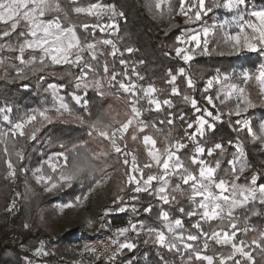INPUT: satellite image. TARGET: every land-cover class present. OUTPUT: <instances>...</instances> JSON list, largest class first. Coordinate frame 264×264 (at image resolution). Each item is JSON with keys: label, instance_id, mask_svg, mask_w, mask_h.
<instances>
[{"label": "trees", "instance_id": "1", "mask_svg": "<svg viewBox=\"0 0 264 264\" xmlns=\"http://www.w3.org/2000/svg\"><path fill=\"white\" fill-rule=\"evenodd\" d=\"M193 0H191L192 2ZM97 0H79L78 4L95 3ZM104 4H112L116 6L118 11L124 13L123 17H118V30L115 34H105L99 30L90 28L87 32L84 31L80 25L87 23L89 25L97 23L95 17L87 14H76L72 12L65 24L76 25V30L81 38L82 43H96L105 39L112 40L119 49L116 56L111 55V45L97 44L96 53L98 61H90L94 66L98 67L102 74V65L106 62L109 66L110 72L115 71L120 73L117 76V81L130 78L132 82L141 84H152L157 89L156 95L158 99H170L175 105L173 108L164 106L160 111L149 110V105L146 101L141 100L140 106L143 111V119L150 125L156 124V128L149 127L145 133H141L140 139L133 141L131 139V131L126 134L127 151L137 157L138 162L143 163L149 161L147 156V149L143 144L142 137L144 134L153 136L157 141V148H163L165 145L164 136L170 133L173 140L181 139L187 145L186 149L181 150V158L185 161L193 155L195 150V143L190 141L185 132L195 134L198 125L195 123V118L201 113H197L190 103L183 100L185 94L194 96L197 101V107L208 108L213 112V115L220 114L219 121H213L211 117L205 116L209 123H214L215 128H206L202 137H196L200 144L205 148H211L216 143H221L224 146L225 152L220 153L216 150L213 156L205 155L203 158L210 164H215L216 160L221 161V171L219 175H223L224 171L228 169L227 160L233 158V153L236 151L235 145L242 143L246 158L250 167L246 169L242 182L245 179H250L249 174L261 173L264 174V142L253 140L249 136L246 129L236 123L237 120H249L254 131H259V126L264 119V99L259 87L255 84H250L247 91L253 103V107L240 115L235 114V102L230 100L221 104L219 100L214 99L216 107L213 108L207 104L204 99L205 95H213L217 92L216 85L204 93V88L207 87V81L217 75V69L220 73H229L236 77L239 67L241 71L254 72L263 61V57L258 52L251 54L247 52L236 53L230 49L223 48L221 39V31L216 29L215 36H210L209 40V54H198L188 64L185 63L180 56L176 55L175 48L181 47L177 44L176 38L182 34L184 30L195 29L199 30L204 26L215 25L217 18L221 19L227 15L221 9H215L213 12L204 16L201 21L194 23H186V18L178 14V0H171L175 11L169 13L167 7L162 5L163 15L158 13L154 5L156 0H100ZM65 9L69 6V0H62ZM264 5V0H249V7ZM99 23H102L100 20ZM3 28V25H0ZM24 38H18L15 33L11 37H6L0 40V107H11L12 112L8 113L10 120L15 122L17 119L23 118L30 109L43 110L45 105L49 106L52 99L49 96L47 87L51 84H56L61 88V92L71 97L69 94L76 91L77 95L82 97L80 104L76 102L71 103V116L65 119L53 118L52 123L41 121L38 117L34 125L26 126V132L30 135L33 128H39L40 131L36 133L35 140L24 138L16 139L15 150L12 147V139H8V148L11 153L10 159L16 168V176L12 178H5L8 174L7 165L5 163V155L3 152L4 144L0 143V264H40L32 252L37 248L39 243L43 240L47 232H53L57 229L54 221V216L50 210L49 204L44 200L43 189L38 188L33 183L29 182L27 174L42 167L46 175L53 176V180L57 179L55 173H52L48 165H44L43 161L50 155H55L57 152H66L73 154L75 151L82 155H91L92 153L109 151L110 147L107 141L98 137L95 132L90 136L92 131L91 125L97 120L104 123H112L115 125L117 121H124L128 112L129 96L119 89L118 83L116 87L107 86V78L104 79L105 88L104 95L98 94L97 90L91 87L94 77L89 74L88 82L89 88L87 95H84V90H76L74 77L79 74V70L75 66L69 65H50L44 69L43 72L37 71L33 73L30 68H24V79L17 75V69L24 67L20 64L17 56L18 51H10L8 46L13 48L18 47L23 43ZM132 48L131 53L127 52V48ZM214 49V51H213ZM30 51L24 54L25 60L30 59ZM90 60V57H85ZM126 61V65L120 64V60ZM185 68L186 76L178 74L179 68ZM177 75L176 84L179 86L180 95L171 94V85L168 83L170 79L168 72ZM127 71L128 77L123 74ZM135 73L139 74V79ZM190 75L196 84V89L187 88L186 77ZM43 77V79H41ZM27 85V87H25ZM87 102L86 104L84 102ZM231 111V114L229 112ZM172 113V116H169ZM184 114L185 119L181 121L179 116ZM53 114V113H52ZM4 113H0V123L2 126ZM54 115V114H53ZM172 118L174 123L167 124V120ZM164 121V123H160ZM193 123V128H187L188 123ZM153 129V130H152ZM156 129H160L157 131ZM1 130L0 131H6ZM229 141L232 144H229ZM63 145L64 147H61ZM23 150L24 159L19 161L15 155V151ZM122 157H117L115 153H111L110 157L105 160H93L92 163L96 166V170L91 174H84L79 179L73 181L72 186L62 192L64 194L62 201L64 203L74 202L78 198H83L89 192L90 188H94V180L100 179L107 173H112L108 182L106 191L110 197L107 208L116 213V217L122 221L134 219L137 220L138 228L141 221L144 222V229L147 227H156L163 229V222L158 218L161 211H168L170 217L181 218L184 220V228L195 233V229L191 227L196 222L198 217L189 219L187 216L181 214L179 207L189 208L186 198L179 193L176 194L179 203L163 204L162 201L151 194L150 192L134 193L132 186H126L121 192L120 188L125 180L124 172L126 167L120 163ZM131 160V156L129 157ZM193 168L195 166H192ZM23 169V171H22ZM145 174L149 172L155 173L156 167L145 169ZM179 182V181H176ZM155 186V182H154ZM187 188V186H185ZM16 193H20L19 196ZM123 197V203L115 201L116 195ZM137 196L138 199H132ZM55 198L54 200H57ZM15 201V207L11 212L8 211L10 205ZM152 205V212H144V208ZM125 208V211L118 213L119 208ZM253 213H259L258 215ZM139 215V217H137ZM236 216L240 218V227L243 228L244 218L247 217V225L250 229L247 235L241 232L240 240L251 242L252 239H258L261 232H264V209L259 208L254 203L249 205L244 211L237 210ZM220 222H211V225L204 224L206 231L211 228L218 227ZM28 224L30 229L21 235L19 242H13V228H24ZM249 224L252 225L249 226ZM86 235H82L85 237ZM80 237V231L77 228L66 227L58 241V249L64 252L63 246L69 240ZM154 236L138 235L133 238V243L136 244V249L132 252L126 250L125 257H131L140 249H143L141 260L138 264H186L188 253L181 249L179 253L176 251H169L165 247H161L154 243ZM239 241V240H237ZM213 250L217 254L223 253L227 255L230 251L229 247H221L214 243L210 246L207 254H213ZM256 264H264V254L258 249L253 251ZM239 258V257H237ZM192 264H201L199 261L193 260ZM206 264V262H204ZM216 264H219V255L216 258ZM227 264H232L227 261ZM242 264L245 262L242 260Z\"/></svg>", "mask_w": 264, "mask_h": 264}, {"label": "snow or ice", "instance_id": "2", "mask_svg": "<svg viewBox=\"0 0 264 264\" xmlns=\"http://www.w3.org/2000/svg\"><path fill=\"white\" fill-rule=\"evenodd\" d=\"M78 3L79 0H69V6L65 9L62 0H0V25H3V28H0V39L11 37L13 33L18 38H24L23 43H20L18 47L8 46L10 51H18L19 53L17 59L24 66L17 69V75L21 79L25 78L23 75L24 68H30L35 73L37 71L43 72L50 65H69L75 66L79 70V74L74 77V87L76 90L83 89L84 95H87L89 88V74H92L94 77H99L91 83V87L96 89L99 95H104V79L107 78L108 87H116L118 83L119 89L129 96L128 105L130 110L125 113L127 118L124 121H117L115 122L116 126H114L112 123L97 120L91 125L92 131L89 132V135L91 136L95 132L98 137L107 141L111 152L101 150L92 153L90 156L82 155L75 151V146L71 157L66 152H57L48 161V166L52 173L56 174L57 179L53 180V176L41 174L36 175V182L38 184L43 183L45 190L48 192L62 186L71 187L73 181L96 170V166L92 163L93 160H100L101 158L107 160L111 153H115L117 157H122L120 163L126 167L124 186L120 188L121 192L129 185L132 186L131 190L134 193H147L151 190V194H154L163 204L179 203L176 197V194L179 193L186 198L189 208L179 207L178 211L189 219L198 217L196 222L191 225L196 230L193 233L184 228L183 219L172 218L168 211H161L158 218L163 222V229L151 226L146 229L149 236H154V243L177 253L181 249L185 250L188 253L186 264H192L193 260L199 261L201 264H204V262L206 264H216L217 255H219V264H227V261H231L232 264H242V260L245 264H256L253 251L258 249L264 254V232L260 233L258 239L254 238L251 242H246L243 239L237 241L238 233L243 232L247 235L252 229L247 225V217L244 218L245 226L240 227V218L236 216V212L237 210L244 211L249 205L257 201L264 207V174H249L250 179L246 178L242 182L241 178L250 165L247 162L243 144L237 143L233 158L226 161L229 166L228 169L224 171L223 175H219L222 170L221 161L216 160L213 165L203 157L205 155L208 157L213 156L216 150H220V153L223 154L225 152L224 146L221 143H216L211 148H205L196 139L195 134L187 132H185L187 138L196 145L193 155L187 161L182 159L180 155L181 150L187 148V145L181 139L173 140L170 133L165 134L164 147L157 148L156 139L151 135L144 134L142 140L147 148L149 161L141 165L137 157L127 151L126 142V134L129 133L130 129H132L131 139L136 141L140 139L139 134L145 133L149 127L156 128L155 123L150 125L143 119L144 109L140 106L141 99L147 100L149 110H151L152 105H155L157 111L162 110L164 106L173 108L175 105L170 99L161 100L156 98L154 94L157 89L152 84L144 87L133 83L130 78L127 79V82L124 80L117 81V76L120 73L110 72L106 62L102 65L101 74L99 68L90 62L99 59L96 54L97 44L111 45V55L113 57L116 56L119 49L109 39L97 41L96 43H82L80 36L77 35L76 25H66L65 21L69 19L72 12L87 14L95 17L97 23L80 25L85 32L90 28L93 32L96 29L100 32H106L109 29L116 31L118 30L116 18L123 17L124 13L117 11L115 5L104 4L100 0L89 4L87 7L77 6ZM162 5L167 7L169 13L175 11L171 0H156L154 7L161 15H163ZM178 9V14L186 18V23L201 21L204 16L215 9H226L229 13L234 14L231 21L225 20L223 23L211 27L204 26L200 31L195 29L184 30L176 38V41L177 44L187 45L188 47H176L175 52L177 56L182 57L185 63L193 60L196 54H209V37L215 36L217 28L221 31L222 42L228 45L232 51L239 53L242 49H246L249 52H264V8L259 10L250 9L249 0H195L194 3L191 0H178ZM106 16L109 22L106 24L99 23ZM229 26H234L238 30L235 33L228 31ZM197 49L200 50L199 53H197ZM26 51L32 53L30 59L27 60L24 57ZM126 51L131 53L133 49L129 47ZM85 53L88 54L90 60L85 59ZM120 64L126 65V61L121 59ZM135 74L139 79H143V77H139L138 73ZM178 74L186 76L185 68H179ZM123 75L127 78V71ZM168 75L170 77L168 83L172 86L171 94L180 95L179 86L176 84L177 75L173 74L171 69H169ZM240 78L241 84L244 86L233 82L232 74H221L220 70L217 69V75L207 81V87L203 91L208 93L214 84L220 87L215 98L211 95L204 96L207 104L215 108L214 99L224 104L235 96L236 115H240L253 107L246 86L255 84L264 93V65H261L254 72L246 70L241 72ZM186 85L189 89H196V84L190 75L186 77ZM48 87L51 89L55 112L60 115L64 112H70L71 109L65 97L58 94V87L56 85H49ZM69 95L77 104L81 103L82 97L77 95L76 91ZM183 100L190 103L197 113H201L195 118V123L198 125L197 133L200 136H203L206 126L211 129L215 128V124L209 123L205 116L211 117L213 121H219L221 119L220 114L213 115V112L209 111L208 108L197 107L198 101L194 96L185 94ZM11 112V107H0V113H4V121L11 125L6 131H0V143L4 144L3 152L8 169L5 178L14 180L16 168L10 159L8 139H12V147L15 150L16 139L26 136L31 140L37 138L36 133L40 129L34 127L29 135L25 130L26 126L34 125L38 117L41 121L50 124L53 122V117L48 114V109H30L23 118L12 122L8 115ZM229 114H231V111ZM169 116L171 117L172 113H169ZM179 119L181 121L185 119L183 113L179 116ZM166 122L172 125L174 120L169 118ZM160 123H164V121H160ZM236 123L246 129L253 140L264 142V123L260 124L258 132L253 130L251 122L247 119L237 120ZM187 128H193V123H188ZM156 130L160 131V129ZM229 144H232V142L229 141ZM61 147L64 146L61 145ZM15 155L19 161H23L24 153L22 149L15 151ZM130 156L131 160H129ZM153 167L157 168L155 173L145 174V169ZM36 171L40 173L42 169ZM110 178V176H106L95 179L94 185L98 187ZM93 190L94 188L89 189V191ZM16 195L19 196L20 193H16ZM83 199H87V196ZM132 199L135 200L138 197L133 196ZM116 201L123 203V197L117 194L114 202ZM79 202L78 200L77 203ZM71 206V204H67L61 207ZM14 207L15 201L8 208V211L11 212ZM119 211H125V208L121 207ZM144 212L151 213L152 205L145 207ZM253 214L258 215L259 213ZM214 221L220 222L218 227H210V230L206 231L203 225H211V222ZM24 227L28 228L29 225L25 224ZM139 227L144 229L143 221L140 222ZM131 229L136 231L137 225L131 224ZM127 232H129L127 227L117 229L118 236H125ZM210 242L221 247H229V253L227 255L217 254L213 250V254H207ZM112 243L116 245L117 251L109 257L110 260H115L116 255H119L123 249L132 250L136 247V244L127 237L123 242L114 239ZM85 249L95 252L94 248L90 249L87 245ZM35 254L39 256L48 255L49 253L41 245L35 250ZM129 264H131V261H129Z\"/></svg>", "mask_w": 264, "mask_h": 264}, {"label": "rangeland", "instance_id": "3", "mask_svg": "<svg viewBox=\"0 0 264 264\" xmlns=\"http://www.w3.org/2000/svg\"><path fill=\"white\" fill-rule=\"evenodd\" d=\"M194 2H195V0L192 1V3H194ZM77 6L87 7L88 4L87 3H83V4H78ZM249 8L250 9L251 8H255V9L259 10L261 8H264V5H262L261 7L253 6V7H249ZM221 10H223L224 12H226L227 15H224V17L221 18V19L217 18V21H216L215 25H218L220 23H223L225 20L231 21L232 16L234 15L233 13H229L226 9H221ZM101 21H102L101 24H106V23L109 22L107 16L104 17ZM201 29H199L197 31H200ZM96 30H98V29H96ZM227 30L235 33V31H237L238 29H236L234 26H229V28ZM116 32H117V30L116 31H113V30L109 29L108 31L103 32V33H105V34H115ZM77 35H78V33H77ZM181 47L182 48H186L188 46L187 45H181ZM223 48L224 49H230L229 46L228 45H225L224 43H223ZM199 51L200 50L197 49V53H199ZM240 52H247V53H251V54H257L258 53V52H249L246 49H242ZM260 54L263 57V61L259 65V67L261 65H264V52H260ZM84 55H85V57L88 56L87 53H85ZM197 55L198 54L194 55V58L193 59H195ZM180 58L182 59L181 56H180ZM191 61H189V62H191ZM189 62H187V64ZM241 72H243V71H241V69L239 67V71H237L236 77H233V82H235L237 84H240L241 86H244L243 84H241V78H240V73ZM133 83H136L137 85H142L144 87H147L148 86L147 84H141V83H138V82H133ZM51 85H56V84H51ZM214 85H216V84H214ZM216 86L219 89L220 86L219 85H216ZM57 87H58V94L65 97V100L69 104L70 109H71V103L72 102H75V101L72 99V97H68V96L64 95L61 92V88L59 86H57ZM47 89H48L49 96L52 99L51 104H49V106L45 105V107H44V109H48L49 110L48 114L50 116H52L53 118H55V119H65L66 117L71 116V111L70 112H64L62 115H60V114H58V113L55 112L54 107H53L54 100H53V97H52V94H51V89L49 87H47ZM216 94H217V92H215L213 95L216 96ZM154 95L157 98L156 93ZM262 95H263V99H264V93H262ZM141 100H144V101L147 102L146 99H141ZM231 100H234L235 105H236V98H235V96ZM228 101H230V100H227L226 102H228ZM151 109L154 110V111H157L156 108H155V105H152L151 106ZM3 123L5 124L4 126H2V123H0V129L1 130L8 129L11 126L6 121H3ZM262 123H264V119H263ZM206 128H207V126L205 127V129ZM195 135H196V137L197 136L198 137H202V136H200L197 133V131H196ZM50 157H54V155L52 154L48 158H45L44 159L43 163H44L45 166L48 165V161H49V158ZM247 162H248V160H247ZM248 164H249V162H248ZM37 169H42V167H39V168H36L35 170L30 171L27 174V178H28L29 182L33 183L38 188H42L45 185L43 183H39L38 184L36 182V175H41V174L42 175H45V176H47V175L45 174V172L43 171V169H42V172L37 173V171H36ZM106 176H110L111 177L112 176V173L111 172L110 173H107L103 177H106ZM109 180L110 179H107L105 183L101 184L98 187L95 186L94 187V190L92 192H89L86 195L87 196V199H83L85 197L84 196L83 198H78L74 202H68V203H64L62 201V198L64 196V194H62V192L64 190H66V189H69L70 187L62 186V187H60L58 189H54L51 192L46 191L45 188H44L43 189V197H44V200L49 204L50 210L53 213L54 221H55L56 226H57V229L54 230L53 232H56L59 235H61L64 232V229L66 227H70V228L72 227V228H77V230L80 231V237H82V235H86L88 237L89 235H92V234H98L101 231H105V230L117 231V229H119V228H124L125 225H126V223H127V221H128V219L125 220V223H124V221H122L120 218L116 217V213L113 212V210H111L110 208H107L106 207L107 204L109 203V199H110V197H109V195H108V193L106 191V188H107V185H108ZM55 198H58V199L57 200H54ZM78 200L80 201L79 203H77ZM67 204H71L72 206L71 207H61L62 205H67ZM254 204L257 205L259 208L264 209V207H262L259 204L258 201L257 202H254ZM121 212H123V211H119L118 213H121ZM136 225H137L136 231L137 230H140L138 228V223H136ZM249 226L252 227L251 224H249ZM164 230L166 231V229H164ZM240 237H241V232L238 233L237 240H240ZM212 244H213V242H210L209 249H210V246ZM32 254L34 256H38V255L35 254V250L32 252Z\"/></svg>", "mask_w": 264, "mask_h": 264}, {"label": "built area", "instance_id": "4", "mask_svg": "<svg viewBox=\"0 0 264 264\" xmlns=\"http://www.w3.org/2000/svg\"><path fill=\"white\" fill-rule=\"evenodd\" d=\"M136 223L137 220L134 219L127 221L125 227L129 228V232L125 233V236H118L117 231L105 230L98 234L89 235L88 237H76L65 243L63 246L64 252L58 249V241L61 235L56 232H47L37 248L43 245L45 251L49 254L35 257L40 260V264H129V261H131V264H138L141 260L143 249H140L131 257H125V251L128 249H123L119 255H116L115 260L109 259L117 251L116 245L112 243V240L118 239L123 242L125 237H127L133 242V238L138 236L137 233L139 235H145L147 233L146 229L132 231L131 224ZM28 229L30 227H14L13 242H19L21 235L25 234ZM86 245L90 249L94 248L95 252L86 250ZM134 249L128 251L132 252Z\"/></svg>", "mask_w": 264, "mask_h": 264}]
</instances>
